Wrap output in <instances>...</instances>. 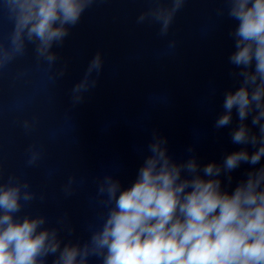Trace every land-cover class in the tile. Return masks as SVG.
<instances>
[{"label":"water","instance_id":"95a60500","mask_svg":"<svg viewBox=\"0 0 264 264\" xmlns=\"http://www.w3.org/2000/svg\"><path fill=\"white\" fill-rule=\"evenodd\" d=\"M148 6V0H98L55 49L58 60L51 70L36 60L31 45L24 56L0 69L3 178L20 175L38 196L45 195L22 214H45L52 226L67 214L75 232L62 233L65 239H87L88 225L99 223L102 210L97 176L114 173L123 187L131 186L154 132L167 138L168 152L177 162L188 158L189 146L201 166L221 163L243 147L231 141L238 123L235 110L232 125L214 127L225 91L238 87L228 62L234 51L228 33L235 22L217 15L224 0H187L166 38L159 36V25L136 23ZM11 28L0 8V42H7ZM168 40L176 41L174 49H168ZM97 51L104 56L97 85L73 105L71 89ZM65 66L64 76L55 79ZM25 120L33 122L30 131L23 127ZM29 145L42 153L32 167L26 166ZM248 150L254 151L251 146ZM261 165L264 159L255 166L241 164L231 173V185L224 179V187L232 191ZM69 176L77 183L74 194L65 197L62 188Z\"/></svg>","mask_w":264,"mask_h":264},{"label":"clouds","instance_id":"9594fccd","mask_svg":"<svg viewBox=\"0 0 264 264\" xmlns=\"http://www.w3.org/2000/svg\"><path fill=\"white\" fill-rule=\"evenodd\" d=\"M136 17L138 25L157 24L161 38L169 35L177 14L187 0H148ZM98 0H0L12 28L7 42H0V69L24 56L33 46L38 62L51 70L57 63L71 29ZM217 15L234 21L228 33L234 51L228 57L230 75L238 84L224 93L223 112L214 127L238 123L230 136L239 150L221 163L201 166L193 146L187 159L177 162L168 152L167 138L157 132L147 146L148 155L135 181L123 187L114 173L96 178V199L102 206L99 223L87 227V239H65L75 228L67 214L50 225L45 214H22L45 195L32 190L20 175L3 178L0 170V264H264V165L253 167L232 191L231 173L241 164L264 159V0H224ZM168 49L176 47L168 40ZM104 67L103 53L89 60L83 77L71 89L73 105L95 88ZM67 66L54 74L64 76ZM251 117V123H248ZM30 131L33 122L25 120ZM248 146L254 151L249 152ZM26 166L41 158L35 145L26 149ZM83 179L81 180V183ZM75 176L63 185L65 197L75 192Z\"/></svg>","mask_w":264,"mask_h":264}]
</instances>
